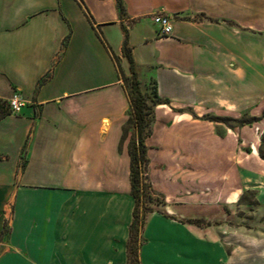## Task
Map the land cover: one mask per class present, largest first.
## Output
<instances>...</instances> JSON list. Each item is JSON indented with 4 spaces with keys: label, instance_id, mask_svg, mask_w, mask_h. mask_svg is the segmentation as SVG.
<instances>
[{
    "label": "crops",
    "instance_id": "0c3cea01",
    "mask_svg": "<svg viewBox=\"0 0 264 264\" xmlns=\"http://www.w3.org/2000/svg\"><path fill=\"white\" fill-rule=\"evenodd\" d=\"M121 1L123 16L115 0H0V102L17 94L25 104L0 119V264H127L134 200L120 141L130 104L115 61L128 77L123 28L141 92L154 86L166 102L145 140L153 177L155 163L185 159L186 125L213 137L199 119L186 122V108L198 118L264 112V0ZM155 15L170 19V36ZM248 129L245 154L264 172ZM165 212L147 216L139 264H228L177 206Z\"/></svg>",
    "mask_w": 264,
    "mask_h": 264
},
{
    "label": "rangeland",
    "instance_id": "374dc122",
    "mask_svg": "<svg viewBox=\"0 0 264 264\" xmlns=\"http://www.w3.org/2000/svg\"><path fill=\"white\" fill-rule=\"evenodd\" d=\"M151 89L150 85L148 94ZM185 112L190 115L186 117V122L193 124L195 119H199L204 125L203 129L214 138L198 139L199 137L193 135L195 126L186 123L188 124L185 129L186 155L183 161H175L171 165L166 163L163 165L164 162L155 163L154 167L158 172L153 177L148 159L149 163L144 173L155 194L152 198H158L161 204L156 205V201L153 205L152 202H146L147 206L152 205L153 210L162 215H166L167 204L177 206L183 216L179 220L185 224H189L188 220H202L204 224L200 226L201 234L205 239L210 237L222 245L228 264H264V204L259 211L263 216L258 217L256 213L260 203L257 201L255 205L239 203L242 194L247 190H254L255 187L259 188L258 191L262 190L259 198L264 202V172L246 156L245 153L251 144L246 145V135L242 131L249 128L255 139L261 142L264 133V112L259 116L243 113L238 118L215 113H205L198 118L189 108H186ZM244 115L261 119L243 127H231L223 121L229 118L239 119ZM212 119L215 121H210ZM125 128L127 130L122 145L128 146L134 130L130 125ZM198 140L204 143L201 150L205 153L193 154V151L200 149L194 147ZM22 155L20 167L25 158V151ZM164 170H168V174L171 173L166 177L170 184L162 182L165 181L167 174L161 173ZM152 179L157 180V186H153ZM166 187L168 191L178 187L182 193L166 196L164 194L167 191ZM253 196L258 200L256 193H253ZM244 200L252 202L251 195L245 194ZM258 250L260 254H257ZM244 254L249 255L248 261L245 259L243 262Z\"/></svg>",
    "mask_w": 264,
    "mask_h": 264
},
{
    "label": "trees",
    "instance_id": "16d2710c",
    "mask_svg": "<svg viewBox=\"0 0 264 264\" xmlns=\"http://www.w3.org/2000/svg\"><path fill=\"white\" fill-rule=\"evenodd\" d=\"M115 2L120 16H123L124 8L122 1L115 0ZM123 35L124 38L122 43V56L128 63L130 72V75L128 77L123 75L116 58L115 61L120 72L121 80L126 89L130 104L128 120L126 121L125 125H130L134 130L131 140L127 146V151L130 158V194L134 200L132 221L129 226V235L126 247L127 264H139L138 250L142 243L140 233L143 229L147 216L150 213L155 212L152 208V205L155 204L154 202L156 201V205L161 204V202L158 201V198H152L153 195L155 196V194L151 188L150 182H148L147 180L146 174L144 173L149 163L147 158V146L145 144V140L151 135V124L154 120L155 107L161 104H165L166 102L157 96L156 88L154 86H152L151 92L149 94L141 92L139 80L137 78L136 66L132 58V49L128 44L127 31L125 28H123ZM7 115H10V112L6 107V102H0V119ZM260 119V117H249L244 115L239 119L229 118L223 121L225 123H228V125L231 127H243L245 125L251 124L254 121H259ZM210 121L215 120L212 119ZM125 127H123L122 129L120 148L122 145V140L124 139V134L127 130ZM23 151H25V149H23ZM258 155L261 159L264 160V133L261 136ZM24 164L25 158L23 159L22 166H24ZM253 193V191L244 192L239 199V203L243 205H255L257 202L254 196L252 197ZM245 194L251 195L250 201L252 202H245ZM146 202H152V205L147 206ZM187 223L194 224L199 227L203 226L204 224L200 219L188 220Z\"/></svg>",
    "mask_w": 264,
    "mask_h": 264
},
{
    "label": "built area",
    "instance_id": "2783aa9c",
    "mask_svg": "<svg viewBox=\"0 0 264 264\" xmlns=\"http://www.w3.org/2000/svg\"><path fill=\"white\" fill-rule=\"evenodd\" d=\"M154 24L158 25L160 28V36L168 37L172 32V25L170 19L167 16L155 15L152 18ZM24 102L21 100L20 96L15 94L10 100L6 102V107L11 114H19L21 109L24 107Z\"/></svg>",
    "mask_w": 264,
    "mask_h": 264
}]
</instances>
